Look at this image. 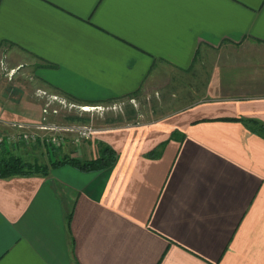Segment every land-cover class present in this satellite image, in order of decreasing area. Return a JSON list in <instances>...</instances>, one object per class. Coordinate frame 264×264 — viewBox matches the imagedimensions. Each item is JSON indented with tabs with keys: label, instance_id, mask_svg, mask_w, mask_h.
<instances>
[{
	"label": "crops",
	"instance_id": "1",
	"mask_svg": "<svg viewBox=\"0 0 264 264\" xmlns=\"http://www.w3.org/2000/svg\"><path fill=\"white\" fill-rule=\"evenodd\" d=\"M0 59L36 83L1 94L0 132L40 122L37 90L103 102L162 71L204 79L172 114L98 131L105 170L0 178V264H264L247 122L264 124V0H0Z\"/></svg>",
	"mask_w": 264,
	"mask_h": 264
},
{
	"label": "rangeland",
	"instance_id": "2",
	"mask_svg": "<svg viewBox=\"0 0 264 264\" xmlns=\"http://www.w3.org/2000/svg\"><path fill=\"white\" fill-rule=\"evenodd\" d=\"M22 72L20 74L12 73L11 76L8 77L0 68V96L1 94L6 95V93L9 96L8 92L5 90L7 87H11L15 89L16 92L19 91L20 88L26 89L29 92L28 95H33V97H35L33 92L36 83L33 82L30 75ZM181 75L182 74L176 70L162 71L158 79H145L134 92L103 102L76 101L63 92L50 94L47 93V91L46 93L48 95L63 97L67 103L73 105L61 107L60 105L56 106L55 103V105L52 104L51 106L57 108V113L46 115V122L56 126L89 124L96 132L91 139L82 140L87 146H84L83 151H81L78 146L82 141L76 145L72 142L70 143V141L69 144H67L66 140L67 137H69L68 135L66 136L64 144L58 146L43 145L39 140H35L33 143L5 146H7L12 153L19 155L25 161L36 162L38 164H47L51 160L54 161L57 157L60 158L64 156L78 159H90L92 155L96 157L99 147L98 142H100V140L96 139L98 131L116 126L136 125L149 120L162 118L165 114H172L191 101L201 97L203 94L204 79H166L169 76L181 77ZM41 99L42 104L44 98ZM82 105L97 107L84 111L80 108ZM131 111L133 112L131 113ZM67 115L85 116L87 117V121L85 123L67 121L64 119ZM6 129H8V127H6ZM45 134H47V131ZM71 144L76 147H73ZM71 150H73V152L70 153L69 151Z\"/></svg>",
	"mask_w": 264,
	"mask_h": 264
},
{
	"label": "built area",
	"instance_id": "3",
	"mask_svg": "<svg viewBox=\"0 0 264 264\" xmlns=\"http://www.w3.org/2000/svg\"><path fill=\"white\" fill-rule=\"evenodd\" d=\"M0 68L8 77L13 73V69H6L2 59H0ZM37 96L44 98L40 113L41 118L38 123H22L12 121L8 123L3 132H0V144L4 145H16L33 143L35 140H39L43 145H62L65 142L66 136L71 137L73 144H78L82 140L91 139L96 130H94L89 124H72L69 126H56L46 122V115L57 113V108L51 106L66 107L73 104L67 103L63 97L57 95H48L44 91L37 90ZM54 104V105H55ZM95 108L97 106H94ZM69 108V107H68ZM82 110L83 106L80 107ZM90 110V109H87ZM47 131V134H45ZM52 131V132H50ZM50 133V134H48Z\"/></svg>",
	"mask_w": 264,
	"mask_h": 264
},
{
	"label": "trees",
	"instance_id": "4",
	"mask_svg": "<svg viewBox=\"0 0 264 264\" xmlns=\"http://www.w3.org/2000/svg\"><path fill=\"white\" fill-rule=\"evenodd\" d=\"M132 112L133 111H131V113ZM64 119L67 121H78L80 123H85L87 121V117L79 115H67ZM240 120L246 122V120ZM247 122L253 132L264 138V124L255 120H248ZM175 133L176 132L172 131V135H175ZM98 145V152L94 158L78 159L64 156L60 158L57 157L54 161L51 160L48 164H38L36 162L25 161L19 155L12 153L7 146L0 144V178H6L14 175L28 176L31 174L43 176L47 174L49 168L60 164H68L85 172L105 170L112 166L115 158V152L109 145L103 142H98ZM150 154L155 156L157 153L152 151ZM150 154L148 153V155Z\"/></svg>",
	"mask_w": 264,
	"mask_h": 264
},
{
	"label": "bare ground",
	"instance_id": "5",
	"mask_svg": "<svg viewBox=\"0 0 264 264\" xmlns=\"http://www.w3.org/2000/svg\"><path fill=\"white\" fill-rule=\"evenodd\" d=\"M83 109H86V110H87V109H95V107L87 106V105H86V106H83Z\"/></svg>",
	"mask_w": 264,
	"mask_h": 264
}]
</instances>
